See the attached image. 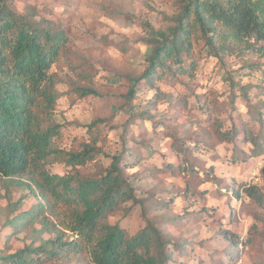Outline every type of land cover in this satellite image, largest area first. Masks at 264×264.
Wrapping results in <instances>:
<instances>
[{"label": "trees", "instance_id": "16d2710c", "mask_svg": "<svg viewBox=\"0 0 264 264\" xmlns=\"http://www.w3.org/2000/svg\"><path fill=\"white\" fill-rule=\"evenodd\" d=\"M171 1L170 25L155 31L147 27L149 49L141 73L122 91L129 113L112 129L122 130L120 151L103 164L99 157L106 156L102 127L107 119L90 122L87 137L73 149H62L56 143L61 138L60 125L54 123L60 96L50 70L68 48L67 30L49 19L16 12L0 0V184L5 190H25L36 200L27 209L20 208V200L8 205L1 228L10 230L6 239L20 240L22 248L0 251V264H179V256L198 263L202 260L196 253L189 255L185 240L176 241L166 231L176 220L161 213L169 211L174 201H156L153 195L137 199L139 177L127 171L138 167L144 177L182 176L200 185L210 181L202 179L203 175L199 178L208 171L196 167L194 154L228 144L233 150L226 159L238 163L264 153V0ZM202 59L212 62L222 78L221 92L212 85L198 92L195 79ZM231 64L239 67L230 70ZM250 76L259 84L239 85L243 77ZM74 85L81 98L95 94L88 73L82 72ZM209 91L216 101L210 100ZM145 93L154 98L153 111L148 102L133 104ZM237 100L246 102L244 117ZM222 102L225 105L219 109ZM157 105L165 106L163 120L155 121L160 113ZM234 112L241 121L232 117ZM172 120L175 127L169 130ZM146 121L153 127L150 140L131 129ZM158 126L166 131H157ZM164 132L170 144L167 153H158L163 165H150L140 149L149 151L157 138L163 142ZM242 146L249 147L248 151ZM54 164H60L64 172L51 173ZM260 177L264 182V167ZM208 178L224 184L221 179ZM188 184L182 196L185 207L199 208L201 216L210 214L212 209H203L196 200L211 192L204 196ZM216 189L223 195L221 187ZM230 190L227 195L235 191L239 197L242 190L264 207V190L244 185ZM162 202L167 205L160 206ZM137 206L143 227L134 234L122 222L110 223L113 216H127ZM215 228L227 243L223 255L230 257L239 244L229 229ZM255 229L248 236L251 242H256L255 234H262L261 228Z\"/></svg>", "mask_w": 264, "mask_h": 264}, {"label": "rangeland", "instance_id": "374dc122", "mask_svg": "<svg viewBox=\"0 0 264 264\" xmlns=\"http://www.w3.org/2000/svg\"><path fill=\"white\" fill-rule=\"evenodd\" d=\"M4 3L16 12L31 15L37 20L49 19L67 30L70 36L68 48L50 70L56 77V89L60 96L55 106L54 123L60 125L61 138L56 143L62 149H73L87 137L86 127L90 122L95 119H107L105 126L102 127L107 144L106 156H100L99 160L103 164L108 163V157L120 151L121 147L119 135L122 130L114 131L112 129L121 125L129 113L125 107L122 91L125 86L131 85L129 84L130 79L141 73L144 59L148 54L149 48L145 43L147 27L155 31L163 30L170 25L171 17L174 14L172 1L4 0ZM206 61L201 60L195 79L197 90L198 92L204 91L205 85H212L221 92L223 80L216 74L213 63ZM238 67L239 64H231L230 70H235ZM82 72L88 73L89 78L95 83V94L86 98L78 96L74 85ZM209 77L213 78L208 80ZM246 84H259V81L256 77H243L239 81V85ZM161 89L168 91L167 88L162 87ZM177 89L182 92L180 86ZM208 96L211 101H216L212 91L208 92ZM262 97H264V93ZM153 99L150 93H145L140 100L133 104L148 102L153 111ZM224 105L225 103L222 102L218 108L222 109ZM236 107L240 115L244 117L247 110L246 102L237 100ZM156 108L160 113L156 115L155 121L163 120L162 113L165 112V106L157 105ZM232 117L237 122L241 121L236 112L232 114ZM175 123V120L170 121L169 130L175 127ZM249 126L246 127L249 129ZM152 128L149 121L131 127L134 134L141 135L142 138L148 140H150ZM156 129L159 132L166 131L159 126ZM258 129L259 127H256V130ZM164 136L163 142H159L158 138L155 139L152 143L153 148L149 151L144 148L140 149L142 158L150 165H163L158 153H167L166 146L170 144L166 132H164ZM193 147L196 148V146ZM242 149L247 152L249 147L242 146ZM232 150L231 145L221 144L213 150L205 151L206 153L194 154L197 161L196 167L208 171L206 175L200 173L199 178L203 175L202 179L210 181L200 185L194 182L195 179L193 182L189 180V177L160 178L154 177L152 174L144 177L143 174L138 173L140 171L138 167L127 171L129 175L139 177L135 192L137 199L144 200L147 195H153L156 201L160 199L174 201V205L169 211L161 213L176 220V225L168 226L166 231L174 235V240H185V243L189 244L186 249L189 250L190 256L196 253V256L202 259L198 263L196 259L193 261L179 256L177 258L180 261L179 264H264V225H262L264 223V207L246 196L242 190L238 191L239 197L236 196L235 191H233V195H227L231 191L230 187L237 189L238 185L255 186L259 191L264 190V182L260 177V171L264 167V153L256 157H248L246 162L231 163L229 158H231ZM227 157H229L228 160ZM50 171L58 174L64 172L60 164H54ZM208 177L221 179L224 184H218ZM188 181L189 186H194L196 192L201 191L204 196L207 192H211L205 199L196 200L204 206L203 209L206 207L212 209L210 214L201 216L202 212L199 211V208L192 206L187 209L185 207L187 204L182 196ZM216 187L222 188L223 195L217 194ZM18 200L21 201L20 208L22 209L36 204L35 197L26 193L25 190L17 187L5 190V186L0 184V251L4 253H11L22 248L20 240L6 239L10 230L1 228L4 219L9 214L10 207L8 205ZM159 205L167 204L162 202ZM213 211L217 214H214ZM139 212L140 209L137 206L132 208L127 216L120 213L110 218L109 221L111 224L122 222L129 234H134L143 227ZM160 212L158 211L157 214ZM217 223L220 225L217 226ZM215 227L229 229V233H233V240L239 244L234 250L236 253L230 257L223 255L222 248L227 243L220 239L216 234L217 231L215 233ZM256 227L261 228L260 236L255 234ZM254 229L256 242H251L248 236L252 235Z\"/></svg>", "mask_w": 264, "mask_h": 264}]
</instances>
